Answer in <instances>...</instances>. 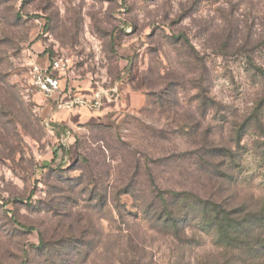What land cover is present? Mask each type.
I'll return each mask as SVG.
<instances>
[{
  "label": "rangeland",
  "instance_id": "rangeland-1",
  "mask_svg": "<svg viewBox=\"0 0 264 264\" xmlns=\"http://www.w3.org/2000/svg\"><path fill=\"white\" fill-rule=\"evenodd\" d=\"M0 264H264V0H0Z\"/></svg>",
  "mask_w": 264,
  "mask_h": 264
},
{
  "label": "built area",
  "instance_id": "built-area-1",
  "mask_svg": "<svg viewBox=\"0 0 264 264\" xmlns=\"http://www.w3.org/2000/svg\"><path fill=\"white\" fill-rule=\"evenodd\" d=\"M64 67L61 58H55L45 66L32 64L29 69L32 87L46 100L59 96L61 93L59 73L64 71Z\"/></svg>",
  "mask_w": 264,
  "mask_h": 264
}]
</instances>
